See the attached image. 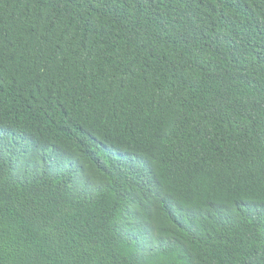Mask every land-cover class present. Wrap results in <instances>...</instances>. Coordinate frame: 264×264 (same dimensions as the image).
Instances as JSON below:
<instances>
[{"label":"trees","instance_id":"16d2710c","mask_svg":"<svg viewBox=\"0 0 264 264\" xmlns=\"http://www.w3.org/2000/svg\"><path fill=\"white\" fill-rule=\"evenodd\" d=\"M0 264H264V0H0Z\"/></svg>","mask_w":264,"mask_h":264}]
</instances>
